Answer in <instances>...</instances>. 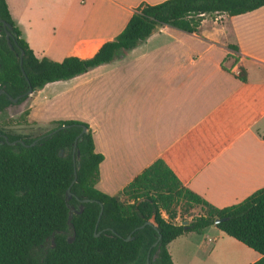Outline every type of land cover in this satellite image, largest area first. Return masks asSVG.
<instances>
[{
    "label": "crops",
    "instance_id": "0c3cea01",
    "mask_svg": "<svg viewBox=\"0 0 264 264\" xmlns=\"http://www.w3.org/2000/svg\"><path fill=\"white\" fill-rule=\"evenodd\" d=\"M162 1L7 3L37 57L62 61L72 55L92 57L123 31L140 4ZM242 67L245 81L238 77ZM54 84L66 86L55 89ZM70 92L90 111H45ZM32 95L33 113L43 101L45 116L90 126L95 150L104 155L97 187L110 195H119L159 158L187 188L218 208L264 187V5L234 16L207 15L197 32L159 25L111 62L50 82ZM125 108L120 123L114 109ZM206 229L214 233L213 251L219 249L224 264H251L261 257L217 226ZM205 244L201 239L199 245Z\"/></svg>",
    "mask_w": 264,
    "mask_h": 264
},
{
    "label": "trees",
    "instance_id": "16d2710c",
    "mask_svg": "<svg viewBox=\"0 0 264 264\" xmlns=\"http://www.w3.org/2000/svg\"><path fill=\"white\" fill-rule=\"evenodd\" d=\"M263 5L264 0L142 3L123 31L92 57L72 55L55 61L37 57L7 0H0V89L5 90L0 95V113L14 104L10 96L24 95L20 104L30 88L35 92L50 82L71 79L111 62L146 40L159 25L197 32L207 15L234 16ZM238 77L246 80L245 68ZM57 122L56 128L41 136L8 132L15 144L0 136V264H174L168 245L186 233H201L213 225L261 254L251 264H264V187L237 204L218 208L187 188L159 158L119 195H110L97 187L104 155L95 150L90 126L75 119ZM84 126L88 131L81 134ZM78 150L80 158L75 162ZM75 165L80 167L73 183ZM69 187L72 198L67 200ZM69 205L77 210L84 206L74 213L71 231ZM195 208L202 213L183 224L185 215ZM129 236L132 239L126 240Z\"/></svg>",
    "mask_w": 264,
    "mask_h": 264
},
{
    "label": "rangeland",
    "instance_id": "374dc122",
    "mask_svg": "<svg viewBox=\"0 0 264 264\" xmlns=\"http://www.w3.org/2000/svg\"><path fill=\"white\" fill-rule=\"evenodd\" d=\"M218 18V17H215ZM221 20V18H218ZM66 84H54L55 89H61ZM67 89V88H66ZM37 93V92H36ZM36 95H31L24 102L18 104H11L4 112L0 113V127L15 133L26 131L24 134L32 137H36L47 132H50L58 126L57 118L47 117L44 114L55 113L56 115L63 114H76L83 111H90V107L83 105V102H77L74 92H70L68 95L63 96L57 100L51 108H46L44 111L43 101L39 104H35V112L33 113V107H31L32 101ZM30 99V100H29ZM92 101L88 102L91 104ZM83 105V106H82ZM82 106V107H81ZM115 119L122 123L125 121V109H114ZM44 112V114H43ZM52 116V115H51ZM67 119V118H61ZM70 119V118H68ZM119 158V157H118ZM202 213L200 208H195L185 215V219L190 221ZM167 217V215H165ZM182 217H179L177 221H181ZM212 229V228H211ZM205 230L203 234L198 232H190L189 234L182 236L175 240L170 247L175 256L177 264H224V257L220 256L219 249H214V233L212 230ZM204 240L205 246L199 245V242ZM233 244H227L232 248ZM224 248V247H223ZM236 248V247H235ZM222 258V259H221ZM230 256L226 257L228 260Z\"/></svg>",
    "mask_w": 264,
    "mask_h": 264
},
{
    "label": "water",
    "instance_id": "95a60500",
    "mask_svg": "<svg viewBox=\"0 0 264 264\" xmlns=\"http://www.w3.org/2000/svg\"><path fill=\"white\" fill-rule=\"evenodd\" d=\"M3 22V24H4V26L6 27L7 26V23L5 22V21H2ZM7 38H8V42L10 43V47L11 48H13V45L11 44V42H10V31H7ZM23 54H24V51H22V55H21V63L23 62ZM33 88H30L29 89V91L27 92V95H28V97L30 96V95H32L33 94ZM3 93H5V90L4 89H0V95L1 94H3ZM22 96H24V95H20V96H17V97H13V96H10L9 98H10V100L13 102V103H18L19 102V100H20V98L22 97ZM62 127H65V125H63ZM86 131H88V127L87 126H84L83 127V131H82V133L81 134H83L84 132H86ZM26 132V131H25ZM24 131H21L19 134H24L25 133ZM6 140L10 143V144H15V143H17V141H10L9 140V138L6 136ZM20 142H22L23 144H25V142L22 140V139H20L19 140ZM35 143V142H34ZM75 144H77V140H76V143ZM74 151H76V147L74 148ZM64 149H61L60 150V155L61 156H63L64 155ZM74 161L76 162V158H80V150H78L77 151V154L75 153L74 154ZM80 166L78 165H75V179H74V181H73V183L76 181V179H77V175H78V168H79ZM72 198V191H71V188L69 187L68 188V190H67V200L68 199H71ZM84 201H86V202H88V201H90V199H85ZM70 206V214H69V220H68V223H69V225H70V231L74 228L73 227V224H72V218H73V215H74V213L75 212H77V213H80L82 210H83V208H84V206L83 205H81L80 206V210H77L73 205H69ZM101 213H102V211H101ZM226 218L225 217H223V218H217L216 220H215V223L217 224V223H219V222H221V221H223V220H225ZM154 221V219H151V222H153ZM149 223V222H148ZM183 224H188L189 223V221L188 220H185V221H183L182 222ZM96 235H98V234H96ZM74 238H75V235H73L72 237H70V241H73L74 240ZM132 239V237L131 236H129V237H127L126 238V240H131ZM155 245H156V243H155ZM55 246V243L53 242V244H52V247H54ZM148 264H149V261H148Z\"/></svg>",
    "mask_w": 264,
    "mask_h": 264
},
{
    "label": "flooded vegetation",
    "instance_id": "af4514ba",
    "mask_svg": "<svg viewBox=\"0 0 264 264\" xmlns=\"http://www.w3.org/2000/svg\"><path fill=\"white\" fill-rule=\"evenodd\" d=\"M14 104H15V103H14ZM0 129H2V131L0 130V136L3 135V136L5 137V139H6V136L8 137L7 133L10 132V131H7V130L1 128V127H0ZM10 133H15V132H10ZM22 135H25V134H22ZM39 136H41V135H39ZM8 138H9V137H8ZM19 140H20V139H19Z\"/></svg>",
    "mask_w": 264,
    "mask_h": 264
}]
</instances>
